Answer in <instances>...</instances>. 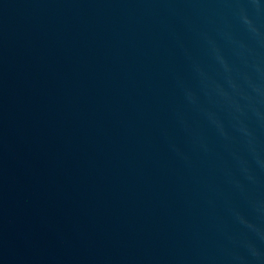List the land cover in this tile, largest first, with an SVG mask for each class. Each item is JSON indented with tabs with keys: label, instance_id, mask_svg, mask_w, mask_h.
Here are the masks:
<instances>
[{
	"label": "water",
	"instance_id": "obj_1",
	"mask_svg": "<svg viewBox=\"0 0 264 264\" xmlns=\"http://www.w3.org/2000/svg\"><path fill=\"white\" fill-rule=\"evenodd\" d=\"M0 264H264V0H0Z\"/></svg>",
	"mask_w": 264,
	"mask_h": 264
}]
</instances>
